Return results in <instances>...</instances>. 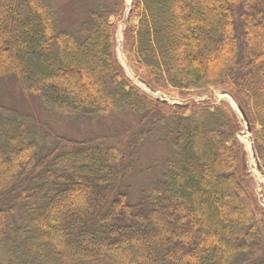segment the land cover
<instances>
[{
  "label": "trees",
  "instance_id": "16d2710c",
  "mask_svg": "<svg viewBox=\"0 0 264 264\" xmlns=\"http://www.w3.org/2000/svg\"><path fill=\"white\" fill-rule=\"evenodd\" d=\"M67 1L0 0V264H264V210L227 105L151 100L115 59L122 1H83L75 29L60 23ZM123 32L149 89L228 94L264 170V0H132ZM31 103L115 122L126 140L62 141ZM151 136L166 151L134 199L121 180Z\"/></svg>",
  "mask_w": 264,
  "mask_h": 264
},
{
  "label": "rangeland",
  "instance_id": "374dc122",
  "mask_svg": "<svg viewBox=\"0 0 264 264\" xmlns=\"http://www.w3.org/2000/svg\"><path fill=\"white\" fill-rule=\"evenodd\" d=\"M74 0H68L67 6L69 14L64 10L62 14L63 17H60V23L62 22L64 26H72L74 29L80 24V22L85 18L83 14V3H91L92 0H76L79 3L73 5ZM84 1V2H83ZM98 3L106 4L107 0H95ZM122 1V10L121 15L118 20H113L114 25H116V34H115V44H114V54L115 59L122 69L125 77L130 81L132 85H134L139 91L143 92L145 95L149 96L151 100H156V102H160L159 100H164L159 96L160 93L165 96L166 102H162L164 106H170L172 109L173 105L179 104L180 106L189 103L190 101L194 103L202 102L207 100L209 105L216 106L219 103H225L229 108L230 112L235 117V120L238 124V129L236 132V139L238 144L241 147L242 153L244 155V175L248 184H250L251 188L255 195H257V199L259 205L264 208V170L263 164L260 163L256 158L253 157L250 148L253 149L252 142V133L249 129L246 128L245 122L241 118L240 114L236 111L235 102L232 98L229 97L228 94L223 93L220 89L209 86L208 88H200L192 90H161V91H151L148 88H145L140 83V72L135 73L132 64H130L128 60L127 49L124 43V35L123 30L126 23L129 22V13L127 11L131 10V1L132 0H121ZM82 5V6H80ZM71 29V28H70ZM122 56L125 57L126 62L123 61ZM160 90V89H159ZM223 101V102H222ZM206 102V101H205ZM33 107L35 110L34 116L37 121L45 126H48L54 133L59 137L62 141H84L90 139L93 136H104V137H114V143L118 146L123 144V141L126 140L120 130L117 128V124L115 122L105 121L101 124L97 123H83L82 125H78L76 123L65 122L61 119L53 117L50 113L44 111L41 107L37 105L30 104V107ZM27 109H30L27 106ZM170 112V111H169ZM158 118V117H156ZM168 114L164 121H169ZM153 137L146 138L144 145L141 149L140 156L137 160V164L126 179L121 180V183L126 181L127 183H131L134 187L131 189V194L134 199H139V193L141 189L148 183V181L152 178L154 171L152 168H156L159 165V160L157 157L162 156L165 151V146H160L157 143H154ZM138 153V152H137ZM150 169L149 171H147Z\"/></svg>",
  "mask_w": 264,
  "mask_h": 264
},
{
  "label": "water",
  "instance_id": "95a60500",
  "mask_svg": "<svg viewBox=\"0 0 264 264\" xmlns=\"http://www.w3.org/2000/svg\"><path fill=\"white\" fill-rule=\"evenodd\" d=\"M122 59H123V61H125V62H126V59H125V57H124V56H122ZM237 111L240 113L241 117H242V118L244 119V121L246 122V119H245V117H244V114H243L242 110H241V109H239V108L237 107Z\"/></svg>",
  "mask_w": 264,
  "mask_h": 264
}]
</instances>
